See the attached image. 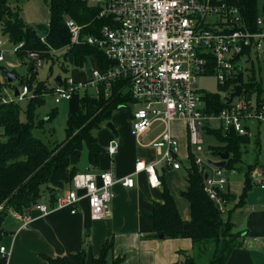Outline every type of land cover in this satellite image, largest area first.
Instances as JSON below:
<instances>
[{
	"label": "built area",
	"instance_id": "1",
	"mask_svg": "<svg viewBox=\"0 0 264 264\" xmlns=\"http://www.w3.org/2000/svg\"><path fill=\"white\" fill-rule=\"evenodd\" d=\"M88 5L99 9V18L105 25L92 36L84 35L85 28L73 19H67L70 46L93 45L99 48L113 63V67L102 70L94 65L92 76L82 83L72 78L52 87V97L57 105L64 100L71 101L80 92L97 90L105 85L108 91L119 80L127 82L128 90L139 104L132 116V135L137 139L153 127L155 121L165 125V131L153 146L162 150V162L179 170L177 160L179 142L171 132L175 120H185L190 144L193 148L204 143L203 122L218 121L225 138L235 136L244 139L243 147L264 152V91L257 85L249 89L253 77L257 76L255 62L264 54V16L259 17L254 27L244 18L242 0H85ZM19 44L14 51L21 48ZM4 42L0 41V63L4 57ZM33 65L41 66L43 61L36 53L28 54ZM249 64L246 67L245 64ZM215 75L226 98L223 110L208 115L203 93L198 89L200 76ZM247 85L239 84L241 79ZM258 78V76H257ZM262 82L263 78L259 77ZM251 80V81H250ZM264 82L262 83V87ZM241 87V96L232 98ZM4 90L0 101L20 104L32 97V91L24 87L15 97ZM119 144L113 142L108 154L114 156ZM195 156V162L204 172L205 193L224 215L229 213V179L237 170L212 167L210 163ZM135 173L146 172L150 185H161L153 165L144 160L137 162ZM255 185L264 188V163L252 172ZM134 188V178L119 180L115 173L88 168L78 173L58 193L53 202L50 198L38 202L24 214L11 211L10 217L20 228L32 223L31 213L47 216L55 211L69 210L76 214L85 200L94 221L106 218L114 198L113 187ZM2 206H0V210ZM1 256L9 252L0 247Z\"/></svg>",
	"mask_w": 264,
	"mask_h": 264
},
{
	"label": "trees",
	"instance_id": "2",
	"mask_svg": "<svg viewBox=\"0 0 264 264\" xmlns=\"http://www.w3.org/2000/svg\"><path fill=\"white\" fill-rule=\"evenodd\" d=\"M46 3L51 11L50 22L47 26L35 27L26 23L20 10L13 8L9 0H0V29L8 36L14 49L23 44L15 51L23 64H27L28 54L36 53L42 61L60 62L61 69L66 71V64L84 69L93 59L102 70L113 67L105 54L93 45L70 46L66 20L70 18L82 26H87L84 35L92 36L105 25V21L99 18V9L88 5L85 0H46ZM241 5L248 25L254 27L258 18L264 16V7L259 9L258 0H242ZM58 53H62V56H58ZM30 67H33V62ZM30 71L24 76L14 71L22 89L28 87L33 92L32 97L28 98L26 120L21 119L20 104H4L0 101V247L3 239L10 234L5 228L11 220L10 212L24 214L27 209L44 199L46 194L53 202L56 195L67 189L73 178L80 173L78 165L85 148L88 150L90 166L96 168L104 150L94 136V131L101 128L103 123L109 122L115 111L135 103L124 80L115 82L109 93L105 85H100L94 94H90V91L84 92L80 97L79 109L69 115L65 140L50 148L34 136V130L43 128L46 122L57 116L55 110L47 120H40L36 114V110L46 103L45 96L52 92V87L39 81L35 71ZM59 78L60 82L56 78L55 84L64 83L65 80ZM252 81L255 83H251L248 88L257 85L262 92V80L255 76ZM238 82L243 86L247 85V80L242 77ZM8 88L16 89L5 78L4 82H0V96ZM220 89L223 90L221 86ZM203 95L208 115H217L223 110L225 104L219 94ZM207 134L214 135L223 143L222 146L210 147V153L213 156L218 152L231 153L227 167L237 168L244 174V188L236 205V208H240L245 204L248 192L254 187L251 175L256 168L254 165L236 167L242 162L245 153L242 151L244 139L235 136L225 138L221 129H207ZM187 169L190 188L182 196L191 204V220H182L175 199L164 186V202L156 203L151 216L153 235L156 237L162 234L170 240L191 239L198 257L210 258L207 264H225L231 252L242 245L239 241L240 234L234 232L233 213L230 211L225 219L216 204L208 198L204 191V173L196 165L193 154L189 157ZM225 197L229 202L234 200L229 193ZM112 249V242H107L101 255L93 259L92 264L122 263L124 259L117 258L112 262L108 260ZM46 261L49 264H86V250L69 256L46 257ZM184 264H197L196 258L187 255Z\"/></svg>",
	"mask_w": 264,
	"mask_h": 264
},
{
	"label": "crops",
	"instance_id": "3",
	"mask_svg": "<svg viewBox=\"0 0 264 264\" xmlns=\"http://www.w3.org/2000/svg\"><path fill=\"white\" fill-rule=\"evenodd\" d=\"M31 1L32 8L29 16L17 6L24 20L30 26H47L51 17L49 7L44 4L43 0H27L23 3L27 6ZM13 8L16 7L13 6ZM7 51L0 65L4 62L10 67L19 65L12 53L15 52L14 48L13 51L10 49ZM93 61L96 65L94 59ZM1 69L0 72H2ZM88 70V68L80 70L78 68L69 78L76 83H84L89 79ZM5 78L2 72L0 82H4ZM262 88L263 92L264 87ZM81 96L79 94L71 100L77 103L71 114L79 109ZM138 107L139 104L134 103L115 111L109 122L103 123L101 128L94 131V136L104 150L100 155L99 164L96 168L91 167L87 153V161L81 165L83 170L80 171L78 168L79 172L90 167L101 172L112 170L119 180L133 177L134 188L124 187L121 182L116 183L113 187L114 198L106 218L98 221H94L90 216L89 205L85 200L82 201L79 211L74 215L69 210L55 211L47 216H40L39 213L33 212L31 213L32 223L21 228L19 223L11 218L5 227L10 234L1 243V247L8 250L9 256L7 258L0 256V264H49L46 257L69 256L80 253L84 249L86 250V264H92L93 259L101 255L107 242H112L113 245L108 260L112 262L117 258L124 259L120 264H184L186 256L192 255L195 244L191 239L170 240L155 237L151 221L156 203L164 202V186L175 199L182 220L186 222L192 218L191 204L187 198L182 196V193L190 188L187 167L193 150L188 127L185 120L180 119L171 124V132L179 142L177 160L181 168L176 170L161 161L162 150L153 146L165 131V125L162 122L155 121L150 131L137 139L132 135V116ZM109 124L113 128L108 127ZM205 128V132L207 129H212L209 124ZM113 142L119 144V149L114 156H110L108 148ZM242 151L245 152L244 155L250 153L248 148H242ZM263 153L258 152L254 162L246 163L245 167L248 165L256 167L263 164ZM184 157L186 164L180 159ZM213 157H216L214 161L219 160L217 155ZM140 160L155 167L161 182L160 186L152 187L146 172L135 173V166ZM237 172L240 173L239 170ZM229 182L228 193L234 197V200L229 202L228 212L233 213L234 232L240 234L239 241L242 245L231 252L225 264H264V188L254 184L247 194L245 204L236 208L244 188V179L242 190L238 195L234 194L233 190L234 185L239 186L240 182L237 181L238 185L230 179ZM228 214H224L225 219L228 218Z\"/></svg>",
	"mask_w": 264,
	"mask_h": 264
},
{
	"label": "rangeland",
	"instance_id": "4",
	"mask_svg": "<svg viewBox=\"0 0 264 264\" xmlns=\"http://www.w3.org/2000/svg\"><path fill=\"white\" fill-rule=\"evenodd\" d=\"M25 1L27 0H19V1L9 0V3L12 7L15 6L16 9H17V6H19L29 16L30 15L29 11L32 8V1L30 5L28 3L27 6L24 5L23 3ZM43 2L46 6H48V4L46 3V0H43ZM258 4H259V9L262 10L264 7V0H258ZM0 41L5 42V46H4L5 51L3 53L4 55L5 53L8 52L7 51L8 49L13 51V48H14L13 44L9 42L8 36L4 35L1 29H0ZM12 53H13V56H15L14 58L18 60L19 65L15 67H10L6 64V62H4L3 64L0 65V68L2 69L6 68L10 71H16L20 76L28 75L31 72L30 70H32V68L35 65H33V67H30L31 62L27 58H26L27 64H23V61L20 59V57H18L15 54V52H12ZM58 56H62V53H58ZM60 64H61L60 62L53 63L52 60L43 61L41 66H37V65L35 66V69L33 70V72L35 71L39 81L45 82L47 83V85H50L52 87L55 84L56 78L61 77L64 80V78L66 77H72L74 71L78 70L77 68L71 66L70 64H66V68L68 69V71L62 70ZM245 66L249 67L250 65L245 64ZM93 67H94V61L93 62L90 61V64L87 68L92 69ZM255 70H256L257 76L263 78V82H264V54L261 55L259 62L257 61L255 62ZM0 75L2 76V72H0ZM197 80H198L197 86L201 93L219 94L221 99L223 101L225 100L226 94L222 89H220L221 85L215 75L211 74L207 76H200L197 78ZM13 85L19 91L22 90V86L19 85L18 81L14 83ZM8 92L11 93L12 89L9 88ZM94 92L95 90H90L89 93L94 94ZM79 94L83 95L84 93L80 92ZM75 96H78V95H75ZM45 100H46V103L36 110V114L38 115V118L40 120H47L48 117L50 116V113L53 110L56 111L57 116L52 121L46 122L43 128H36L34 130V136L38 137L39 139L42 140L44 144H47L50 148H52L56 144L61 143L65 140L67 121H68L69 115L71 114L72 110L76 107L77 103L64 100L61 104L57 105L52 97V93L45 96ZM28 102H29L28 98H25L23 101L20 102L21 109H22L20 115L23 121H25L27 118L26 107L28 105ZM203 124L204 125L209 124V126L212 129L221 128V123H219L218 121H214V120L213 122H209V123L203 122ZM0 132L2 131L0 130ZM203 139H204V143L202 145H199V147L193 148V151L197 154L198 158L200 157L203 160L207 161L208 163L213 162L214 161L213 159L216 157H213V155L210 153V150L209 151L207 150L213 146H221L223 145V143L218 138H216L214 135L210 136L205 131H204ZM249 152L250 153L248 155H243L242 162L236 165V167L246 168L245 167L246 163L251 162V161L254 162V159L257 156L256 149H250ZM87 153H88V150L87 148H85L82 154L81 162L78 165V168L80 171L83 170V167L81 166L82 163L87 161V157H86ZM262 155H264V153ZM180 159L183 163L186 164L185 157L180 158ZM235 169L238 171L237 168ZM243 179L244 177H243L242 172L241 173L236 172L235 174H232L230 176L231 182H234L235 184H237V181L240 182L239 186L234 185V190H233L234 194L238 195L241 192L242 187H243ZM47 197H48V194L45 195L44 200H46ZM191 254L192 255L190 256L196 258L197 264H207L208 257L203 256L202 258H200L198 257V254L195 251L191 252Z\"/></svg>",
	"mask_w": 264,
	"mask_h": 264
},
{
	"label": "water",
	"instance_id": "5",
	"mask_svg": "<svg viewBox=\"0 0 264 264\" xmlns=\"http://www.w3.org/2000/svg\"><path fill=\"white\" fill-rule=\"evenodd\" d=\"M34 69H35V66L32 68V70H34ZM1 71L3 72V75L6 77L7 82L9 84H14L18 81V76L13 71H10L6 68L1 69ZM88 75H89V77L92 76V69L88 70ZM57 80L60 82L59 77ZM240 96H241V87H238L232 98L240 97ZM15 97H19V90L18 89H16ZM108 127L113 128L111 126V124H109ZM217 157L219 158V160L214 161V162H210V165L212 167H217L220 169H227L228 168L227 164H228L229 159L231 158V154L229 152H218ZM204 178L206 179L207 175H205ZM53 193H55V191H53ZM157 236H158V238H164V235H162V234H158Z\"/></svg>",
	"mask_w": 264,
	"mask_h": 264
}]
</instances>
